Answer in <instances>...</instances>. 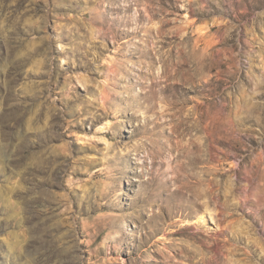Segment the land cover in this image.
Returning a JSON list of instances; mask_svg holds the SVG:
<instances>
[{
    "label": "rangeland",
    "instance_id": "obj_1",
    "mask_svg": "<svg viewBox=\"0 0 264 264\" xmlns=\"http://www.w3.org/2000/svg\"><path fill=\"white\" fill-rule=\"evenodd\" d=\"M263 151L264 0H0V264H264Z\"/></svg>",
    "mask_w": 264,
    "mask_h": 264
},
{
    "label": "bare ground",
    "instance_id": "obj_2",
    "mask_svg": "<svg viewBox=\"0 0 264 264\" xmlns=\"http://www.w3.org/2000/svg\"><path fill=\"white\" fill-rule=\"evenodd\" d=\"M199 67V66H198ZM197 67V69H200V67L198 68ZM191 73V72H190ZM197 74V73H196ZM199 74V76H201L200 75V73H198ZM178 75V74H177ZM198 77V76H197ZM202 77V76H201ZM199 79H201L200 77H199ZM196 80H198V79H196ZM202 80V79H201ZM199 81V80H198ZM264 152V151H263ZM261 154H259V156H260ZM264 158V157H263ZM190 178V177H189ZM196 181H197V183L198 182H200L201 180H198V179H196ZM208 189V190H207ZM206 190H207V192L210 194V195H212L213 194V189H212V187H208ZM204 193V192H203ZM206 194V193H205ZM201 195H204V194H200V196Z\"/></svg>",
    "mask_w": 264,
    "mask_h": 264
}]
</instances>
